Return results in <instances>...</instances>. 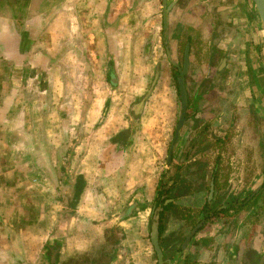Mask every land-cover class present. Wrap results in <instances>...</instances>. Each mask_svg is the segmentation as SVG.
<instances>
[{"label": "rangeland", "instance_id": "obj_1", "mask_svg": "<svg viewBox=\"0 0 264 264\" xmlns=\"http://www.w3.org/2000/svg\"><path fill=\"white\" fill-rule=\"evenodd\" d=\"M191 1L181 0L182 6H178L181 9H185L183 5ZM195 1L196 9H201L202 11L201 19L192 26L180 21L179 16L172 17L167 36L164 35L162 30L160 13H158L160 20L157 18L158 21L156 22L154 20L155 15L143 16L142 13L132 14L129 21V12L131 13L134 9H137L139 6L138 0H121L120 11L123 9L125 11L119 14L116 13L118 9L116 1L114 7L111 5L104 17L105 25L110 23L115 27L116 46H114V50L112 45H110V42L113 41L107 36L105 30L103 33L100 21H92V18L96 19L95 15H86L83 20V31L80 34L78 33V38H82V56H85L86 60V64L83 63V66L88 77L86 78L83 75L79 79V73L76 77H68V94L71 93V86V89L75 91V93L71 94L72 98L74 95L78 96V88L80 86L84 88L83 83L88 82V86H94L95 90L96 88L103 90L100 97L95 93L88 94V104L91 98L93 100L97 99L99 103V110L94 112L93 118L99 117L102 103L106 101L107 106L98 126H95V122L89 120L87 126L82 128V134H79L78 126H67L65 116L59 117L60 114H66L67 111L64 110L59 115L57 112L54 113L57 126L55 127L56 130L53 131V122L51 121L53 105H51V102L48 103L46 100H42L39 103H34L33 113L37 110L40 123L39 126H29L30 132L39 134L43 139L49 138V141L45 140V146L40 150L41 168H39L40 174L38 177L40 179L38 184L31 181L30 173L21 175L18 172L16 176V179H18L17 185L21 189L20 194H16V198L19 200L22 197L24 201L22 209L25 213V219L14 221L12 219L15 215L8 211L12 208L8 207L10 204L8 197L11 194L10 198H12L13 193H16V191L11 190L9 192L7 190L6 193L10 194H6L8 197L6 196L7 198L3 202L2 207H0L2 218L5 217V221H0V231L8 232V235H14L7 239L8 246L12 251H20L18 250L20 248L19 237L21 236V231L19 230L21 228L23 230L32 229V217L30 215L29 217L27 216L31 214L32 208H34V212H36L35 209H43L42 212H45L46 215L49 210V214L56 217V222H54L50 233L51 237L48 238L47 245L43 248L45 251L40 253L39 261L36 264H61L60 256L56 258L54 256L51 261V257H53L51 255V247L55 244L58 245L63 240L67 225L66 220L69 218L73 208L72 204L74 201L65 192L67 189L65 180L67 178L68 180L70 178L74 179L77 171L83 169L88 170L91 176L96 179H107L104 182L101 181V183L97 180V183H93V190L90 191L85 203H81V217H87L86 215L93 217L91 218L93 219V224L114 219L115 222L112 223L115 224H111V227L107 226L108 228L105 229L106 232H111L108 238L110 240L112 237H118L120 230L125 229L127 231L124 244L118 251L120 257H122L119 259V264H156V255L149 239V229L151 216L160 193V186L154 189L153 196L150 195V201L146 202L145 210L141 209L143 207H139V204L142 203L141 201L145 197L144 194H147L145 189L148 187L149 191L152 192L155 181L165 172L167 149L172 139L179 113V98L176 85L178 72L176 67L168 60L165 46L171 51L172 59L180 66L183 43L187 36L191 38V43L185 83L188 97L192 100V105H190L188 111L193 116L186 120L181 130L179 140L174 149V159L178 163L171 167V171L176 173L177 177H180L179 168L177 169L180 163V155H183L188 150L195 135L201 131V127L206 129L203 138L205 149H208V134L223 135L226 133L227 148L233 154L241 150V140H245V135L241 132V125L246 124L249 120V116L246 113L249 107H240L236 104V101L239 96L245 94L244 92L247 91L245 88L258 86L252 65L255 64L257 66L259 63L264 68V34L247 0H242L244 10H240V13L239 9L237 10L238 0H199L200 4L197 3V0ZM176 2L178 3V0H175ZM113 8H115V11L112 10ZM53 16L55 18V15ZM233 19L236 22H233ZM60 20V24H53V18L51 20V30L55 32L51 34L53 35L51 42L55 37L58 39L57 35H60L59 29H63L62 19ZM261 41L262 43H260ZM251 55H254L252 63ZM223 59L225 64H222ZM113 71L116 78L115 81L112 79L113 82L109 83L108 76ZM59 72L61 73V70ZM261 72L264 73L263 70ZM53 80L56 81V86L58 87L66 86L67 81L64 82V78L59 73ZM79 80L81 84H79ZM142 97H144L143 107L134 112L133 108ZM244 100L246 106L250 105L248 104L249 100L252 102L259 101L253 98L249 90ZM60 101H63V96ZM257 106L262 108L259 102ZM26 109L27 105L25 104ZM218 112H221L219 117H217L221 120L220 124L217 123V126L212 124L209 127L208 122ZM256 119H254L253 123H255V126L257 123L260 126L257 131L255 130L253 137L255 135L258 137L261 134L264 138V121L256 122ZM199 125L200 127H198ZM94 128H97L95 137H99L98 142H96L97 146L96 148L93 146L89 147V145L88 147L86 146L81 151L80 156L83 157V154L87 153V151H96L98 148L105 155L106 162H102L103 158L93 159L89 157V159L84 161V164H81L79 155L76 157L77 153H74L75 146H78L81 136L91 137ZM213 129H215V132H213ZM54 133L58 135L56 137L59 140L55 144L58 151L55 157L57 155L61 157L55 158L54 170L50 171L49 174L47 167L42 164L47 165V152L45 154V151H51V146L53 147L51 134ZM123 135H127V139L130 140L124 161L125 164L128 163V166L124 164L120 170L122 172L127 170L129 175L127 176L128 182L124 181L123 184L127 189L121 193L118 190L119 184L115 183L114 180L112 181L111 177L115 174L113 177H117L119 172V169H117L112 174V168L116 169L119 163L112 157L117 148L114 147L111 141ZM248 139V141L255 140L249 137ZM91 142L93 144V141ZM23 150L27 151L30 148L25 147ZM71 151H73L72 154L70 153ZM70 154L76 158L74 157L75 160L73 159L72 166L68 164L67 168ZM18 162V158L12 160L8 158L7 163H5L7 166L6 170L14 168ZM26 163L29 166V171H32L31 167L33 163L35 165V162L31 159L30 162L27 161ZM110 169V175L106 177L102 175L105 171L109 172ZM49 175H51V183L48 182ZM196 177L197 175H193L190 178ZM124 179L126 180V176ZM32 183L39 188V196L37 195V188H32ZM137 185H145L146 187H138ZM105 187L109 189H107V195L104 196L105 204H102L103 199H100L102 202L98 201L97 195H102ZM132 189H134L133 192L131 191ZM195 189L196 187L188 190L181 189L179 193H192ZM172 194H178L177 189L172 191V193L169 192L170 196ZM133 200H136L135 205H131ZM193 200L189 199V201ZM33 203L36 204L33 205ZM177 207L178 211L184 212L186 215L192 212L191 209L196 208L195 205H184L180 201L177 202ZM27 212L29 213L26 215ZM124 215L128 216V219H124L125 221L122 219ZM44 218L47 219V216ZM118 221L123 222L124 225L117 226ZM138 221H141L142 226H139ZM44 222L42 226L45 227L47 226V221ZM261 223L264 228V214ZM163 224L165 225L164 235L167 233L168 241L173 242L172 245L170 244L171 247L167 252V256L174 257L172 250L178 245L175 238L179 235H185L188 228L185 222L184 224L182 223L179 214L176 213V209L172 212H167ZM15 232H17V238H13L16 235ZM22 239L24 244L28 246L27 239ZM3 242L4 237L0 239V244H3ZM107 244L110 243L106 242L105 248ZM102 251L105 253L111 252L109 249L104 250V248ZM86 258H90V256L86 255ZM106 258L107 256H104L98 261L105 263ZM15 260L16 258L13 254L5 255L3 251L0 252L1 264H15ZM173 260L174 262L176 261V259Z\"/></svg>", "mask_w": 264, "mask_h": 264}, {"label": "crops", "instance_id": "obj_2", "mask_svg": "<svg viewBox=\"0 0 264 264\" xmlns=\"http://www.w3.org/2000/svg\"><path fill=\"white\" fill-rule=\"evenodd\" d=\"M116 1L118 4L116 13L119 14L124 12V9L120 11V6L122 5L120 2L121 0H0V207H2L3 202L8 197L6 194H10L6 193L7 190L9 192H11V190L16 191V193H13L14 195L12 198H10L11 194L8 197L10 200L8 207H12L8 211H11V213L15 215L12 219L14 221H22L25 219V213L22 209L24 201L22 197L19 200L16 198V194H20L21 191L17 185L18 179H16V176L18 175V172L21 175L30 173L32 177L31 181L38 184L40 179L38 177L40 174L39 168H41L40 150L45 146L44 141H49V138L43 139L39 134L30 132L29 126H39L40 123L37 110L33 113L35 107L34 103H39L42 100H46L48 103L51 102V105H53V109H51L53 110V112L51 111L53 131L56 130L55 127L57 126L54 113L57 112L59 115L62 110L67 112L65 115L60 114L59 117L62 118L65 116L64 118L67 126H78L79 134H82V128L87 126L89 120L95 122V126H98L101 121L105 107L107 106L106 101L101 105L99 117L94 119V112L99 110L98 100H93L91 98L88 104L87 99L88 94L90 95L91 93H95L100 97L103 90L98 88L95 90L94 86H88V82H85L83 83L84 88H82V86L78 88V96L74 95L72 98L71 94L75 93V91H73L70 86L71 93L68 94V77H76L78 73L79 79L83 75L86 78L88 77L83 66V63L86 64V60L85 56H82V38H78V33L80 34L83 31V20L86 18V15H95L96 19L92 18V21H100L103 33L104 30L107 32V36L113 41L110 42V45H112L113 50L115 49V27L110 23H106L105 25L104 17L106 13H108L110 9L109 7H111V5L114 7ZM137 3L139 5L137 9H134L131 13L129 12V21L131 18L130 16L136 13H142L143 16L152 14L155 15V22L158 21L157 18L160 20L158 13L161 14V0H138ZM195 3V0L186 2L183 5L185 9H181L179 7L182 6L181 0H178V3L174 2L173 8L169 14V24L171 23L172 17L179 16L180 21L194 26L195 22H198V20L201 19L202 13L201 9H196ZM197 3L200 4L199 0H197ZM237 3V10L239 9L240 13V10H244V4L242 3V0H238ZM112 10L115 11V8ZM57 14L58 16H56ZM53 15H55V18ZM52 18L53 24H60V19H62L63 29H59L60 35H57L58 39L55 37L51 42V38L53 37L51 34L55 33L51 30ZM233 22H236V20L233 19ZM260 43H262V41ZM252 58H254V55H251V63L253 62ZM59 70H61V73ZM252 70L255 74L258 86L245 89L247 91L249 90V93L253 95L255 100H259L258 102L262 108L257 106L258 102H252L251 100L248 102L250 105L246 106L244 99L245 95L247 96V91L244 92V95L239 96L236 101V104L240 107H249L246 111L249 120L246 124L241 125V132L245 135V140L247 141L249 140L248 137L251 139L253 138V134L257 128L255 123H253L254 119L257 118L256 122L264 121V73L261 72V70L264 71V68L258 63L257 66L255 64L252 65ZM56 72L64 78V82L67 81L66 86H56V81L53 80L57 76ZM108 78L109 83H112L113 80L115 81V72H110ZM79 84H81L80 80ZM62 96L63 101H60ZM25 104L27 105L26 110ZM96 131L97 128H94L91 137L89 138L87 136H81L78 146H75L74 153H77L76 157L79 155V162L81 164H84V161L89 159V157L93 159L103 158L102 162H106L105 155L103 152H100L98 148L96 151H87V153L83 154V157L80 156L81 151L84 150L86 146L88 147L89 145V147L93 146L96 148V142H98L99 138L95 137ZM56 136L58 135L55 133L51 134V143H53V147L51 146V151H45V154L47 152V165L44 163L42 164L47 167L49 174L50 171L54 170L55 158L61 157L60 155L55 157V154L58 152L55 144L59 141ZM127 138V135H123L121 137L118 136L115 140H110L111 143L114 144V147L117 148V151L113 153L112 157L119 163V166H117L116 169L112 168V174L119 169V172L117 173L118 176L113 177L116 175L115 174L111 177L112 181L114 180L115 183L117 182V184H119L118 190L121 193L127 189L123 184L124 181L128 182L127 176L129 175L127 170L125 172L120 170L125 164L126 151L129 146L128 142L130 140ZM91 141H93V144ZM25 147H29L30 150L24 151L23 149ZM72 152L73 151L70 153L72 154ZM71 154L68 156L67 168L69 165L72 166L73 159L75 160L76 158ZM8 158L9 160L18 158L19 162L14 168L6 170L7 166L5 163H7ZM30 158L35 162V165L34 163L32 164V171H29V166L26 165L27 161H31ZM125 165L128 166V163ZM109 173H111V169L109 172L105 171L102 175L106 177L110 175ZM77 175L82 177L84 186L73 204L69 218L66 220L67 225L63 237L62 249L65 256L64 259H66L67 255H71V259L76 252L82 253L84 256L91 255L93 250L98 247L101 251L104 248V250L109 249L110 251L117 253V256L115 255L117 261L115 258L111 264H119V259L122 257H120L118 251L124 244L125 238L127 237V231L125 229L120 230L119 236L116 237L118 239L116 243L107 241L111 232H106L105 229L109 226L111 227V224H115L112 223L115 222L114 219L107 222L102 221L99 224H93V219H91L93 217H89L88 215H86L87 217H81V203H85L90 191L93 190V183L95 184L97 181L99 183H101V181L104 182L107 178H103V180L100 178L96 179L91 176V173H89L88 170L83 169L77 171ZM77 175L74 179H64L65 184L67 185L65 192L69 195L70 199H73L72 196L76 187ZM123 176H126V180ZM50 181L51 175L48 176V182L51 183ZM158 181L159 178L155 181L152 192L149 191L148 187L145 189L147 194H144L145 197L141 201L142 203L139 204V207H143L141 209H146V202L150 201V195H154V189L157 188ZM31 186L32 188H37V195L39 196V188L37 185L32 183ZM137 186L142 187L145 185ZM107 189L109 188H103L102 195H97L98 201L103 199V202L101 201L102 204H105L104 196L108 193ZM133 190L134 189L131 191L133 192ZM35 204L36 203H33V205ZM135 204L136 200H133L131 205ZM35 211L36 212H34V208H32L31 214H28L29 212L26 213V215L28 214V217L29 215L32 217V229L23 230V228H21L19 230L21 231V236L18 235L20 236L19 252L12 251L8 246L7 239L14 235H8V232L0 231V239L4 237L3 244H0V252L3 251L5 255L13 254L16 258L15 264L38 263L39 255L44 250L43 248H45V245H47L48 238L51 237L50 233L54 222H56V217L49 214V210L47 215L45 212H42L43 209L39 208L37 210L35 209ZM1 214L0 211V221H5V217L2 218ZM45 216H47V219L44 218ZM123 217V221L128 219L127 215H124ZM44 221H47V226L45 227L42 226L45 223ZM138 224L139 226H142L141 221H138ZM121 225L123 226L124 223L118 221L117 226ZM15 234L16 235L13 238H17V232H15ZM22 238L27 239L28 246L27 244H24ZM106 242L110 243L106 245L109 248L104 247ZM53 256H55V258L57 256L61 257L59 250L55 251ZM84 256H82V258ZM66 264L85 263H74L72 259Z\"/></svg>", "mask_w": 264, "mask_h": 264}, {"label": "flooded vegetation", "instance_id": "obj_3", "mask_svg": "<svg viewBox=\"0 0 264 264\" xmlns=\"http://www.w3.org/2000/svg\"><path fill=\"white\" fill-rule=\"evenodd\" d=\"M190 39L187 36L183 43V51L185 44L189 43V53ZM183 51L180 66L183 64ZM222 64H225L224 59ZM138 103L133 108L134 112L137 111ZM190 105L192 100L188 97L186 120L193 116L188 111ZM219 114L221 112L208 122L209 127L220 124L221 120L217 118ZM259 126L257 123L255 130ZM205 130L201 127L191 146L180 155L177 167L180 177L171 171V167L178 163L174 159V150L169 162L166 156L165 172L160 175L157 184L160 186V193L154 208L161 207L159 223L161 220L164 227L161 244L159 241L162 250L161 264H264V228L261 226L264 214V138L260 134V137L255 135V140H250L251 142L241 140V150L233 154L227 148L226 133L208 134V149H205ZM193 175L197 177L190 178ZM193 187L196 189L192 193H179L181 189L188 190ZM175 189L178 194L170 196L169 192L172 193ZM179 201L184 205H195L196 208L186 215L178 211ZM174 209L182 223L187 225L188 231L175 238L178 245L172 250L174 257H168L167 252L173 242L168 241L167 233L164 235L163 221L167 212ZM194 227L197 228L193 235L183 245ZM156 264H159L157 255Z\"/></svg>", "mask_w": 264, "mask_h": 264}, {"label": "water", "instance_id": "obj_4", "mask_svg": "<svg viewBox=\"0 0 264 264\" xmlns=\"http://www.w3.org/2000/svg\"><path fill=\"white\" fill-rule=\"evenodd\" d=\"M175 0H161V16H162V30L165 36L168 35L169 32V14L171 11V8L174 4ZM251 11L254 14V17L257 19L258 24L264 34V0H247ZM171 36V35H170ZM172 37V36H171ZM165 51L168 60L171 62L172 65H174L177 68V89H178V98H179V113L177 117L176 126L174 128L173 137L168 149V155H167V161L169 162L174 150V147L179 140L181 130L184 127V124L186 122V112L188 107V94L185 84V74L187 73L188 69V53H189V43L185 44L184 51H183V64L182 66H179V64L172 59L171 51L167 46H165ZM144 103V97L141 99V101L137 105V109H141ZM161 210V207L158 206L151 216V222H150V229H149V238L151 241V244L153 246V249L158 257V262L161 264L162 262V250L159 245V212ZM197 227H194L187 235L183 245H186L190 239V237L193 235L194 231Z\"/></svg>", "mask_w": 264, "mask_h": 264}, {"label": "trees", "instance_id": "obj_5", "mask_svg": "<svg viewBox=\"0 0 264 264\" xmlns=\"http://www.w3.org/2000/svg\"><path fill=\"white\" fill-rule=\"evenodd\" d=\"M83 186H84V181H83V179H82L81 176H78V177H77V181H76V187H75V189H74L73 196H72L74 202L76 201V199H77L79 193L81 192ZM73 204H74V203H73ZM73 204H72V205H73ZM163 230H164V227H163V225H162V223H161V220H160V223H159V241H160V244H161V242H162V233H163ZM117 240H118V239L116 238V236H115V237H112L111 240L108 239V241H111V242H114V243H116ZM54 248H55V250H53ZM57 248H59V253H60V255H61V259H60L61 264H66L68 261H70V260H72V259H73L74 263H75V262H76V263L81 262V263H85V264H104V263H101L100 261H98V260H101L104 256H107V258H106V262H105V263H107V264H111V262H112V261L116 258V256H117V253H115V252H113V251L108 252V253H105L104 251H101V250L97 247V248H95V249L93 250V253H91V255H89L90 258H86V256L82 255V253L76 252V253L73 255V257H72L71 259H70V256H71V255H67L66 259H64L65 256H64V254H63V250H62V249H63V240H62L61 242H59L58 245L55 244V245H53V247H51V255H53V253L57 250ZM119 250H120V249H119ZM43 251H45V249H44ZM52 251H54V252L52 253ZM62 254H63V256H62ZM115 255H116V256H115ZM82 256H84V257L82 258ZM102 256H103V257H102ZM101 257H102V258H101ZM52 258H54V256L51 257V261L53 260ZM109 261H110V262H109ZM51 263H52V262H51Z\"/></svg>", "mask_w": 264, "mask_h": 264}]
</instances>
